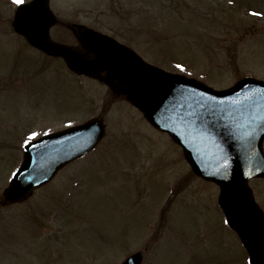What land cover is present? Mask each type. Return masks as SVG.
Wrapping results in <instances>:
<instances>
[{"label": "rangeland", "instance_id": "1", "mask_svg": "<svg viewBox=\"0 0 264 264\" xmlns=\"http://www.w3.org/2000/svg\"><path fill=\"white\" fill-rule=\"evenodd\" d=\"M60 1L50 6L61 19L105 32L134 27L131 46L167 71L218 89L247 74L264 79V0ZM16 5L0 0V182L19 159L8 147L14 126L42 135L105 111L107 134L29 203L0 207V264H119L138 250L142 264H248L217 207L218 187L190 176L183 149L126 98L39 59L12 30ZM180 178L188 181L160 221ZM251 188L264 208V179Z\"/></svg>", "mask_w": 264, "mask_h": 264}, {"label": "water", "instance_id": "2", "mask_svg": "<svg viewBox=\"0 0 264 264\" xmlns=\"http://www.w3.org/2000/svg\"><path fill=\"white\" fill-rule=\"evenodd\" d=\"M53 21L48 0H31L17 7L13 27L34 47L62 57L76 73L104 70L106 84L127 94L153 126L167 131L198 176L219 185V205L249 253V262L264 264V216L247 185L252 176H264V81L247 77L226 90H214L148 64L133 50L87 28L82 32L86 51L58 44L49 37ZM207 109L215 112L210 125L191 116L206 115ZM103 133L102 120L92 118L27 144L1 203L23 199L89 151ZM141 259L134 253L121 264H139Z\"/></svg>", "mask_w": 264, "mask_h": 264}, {"label": "flooded vegetation", "instance_id": "3", "mask_svg": "<svg viewBox=\"0 0 264 264\" xmlns=\"http://www.w3.org/2000/svg\"><path fill=\"white\" fill-rule=\"evenodd\" d=\"M98 1L101 2L102 0H98ZM53 2H54V0H53ZM119 17H121L122 21H126L127 20L126 16L124 14H121ZM83 24L84 23H82L81 21L75 20V19H72V20L68 21V15L65 18H63V19H61L60 17H58L56 15L55 23L50 29L51 38L53 40L57 41V42H60V43H63V44H67V45L68 44H72V45L78 44V45H80L81 38H82L81 26ZM96 30H99V29H96ZM112 31L113 32H111V31H108V32L103 31V32H105L108 35L112 36L113 38H115L119 42L131 47L130 41L134 38V35H135L132 27L131 28L129 27L128 30H126V28L124 26H120V27L117 26L115 28H112ZM38 55L44 60H48V61L57 60L61 64L65 65V63L63 62V60L60 57H53V56L49 57V56H46L41 51H38ZM29 134L30 133H29L28 130L22 131L20 128L19 129H14L13 132H9L8 133V135L13 136V138H9L10 140H12L11 142L13 144L17 143L19 145V147H22V146H24V144H26V143H24V141L25 140H29ZM0 136H3L4 139L6 137V135L5 136L3 135V129L0 130ZM2 140H0V141H2ZM4 145L6 146L5 143H4ZM2 148H5V147H1L0 146V149H2ZM37 190L38 189L32 191V193L30 195L31 198L34 196V194H35V192ZM30 197H28V199H26L24 202L28 201Z\"/></svg>", "mask_w": 264, "mask_h": 264}, {"label": "snow or ice", "instance_id": "4", "mask_svg": "<svg viewBox=\"0 0 264 264\" xmlns=\"http://www.w3.org/2000/svg\"><path fill=\"white\" fill-rule=\"evenodd\" d=\"M14 2L17 4H20L23 2V0H14ZM182 67H183L182 65H179V64L177 65V68H182ZM191 116H193L195 118L196 122L210 125L212 123V121L215 119V112L212 109H207L206 115H202V114H198V113H192ZM38 135L39 134L36 132H31L29 134V140L34 139ZM29 140H25L24 143H26V144L29 143Z\"/></svg>", "mask_w": 264, "mask_h": 264}]
</instances>
